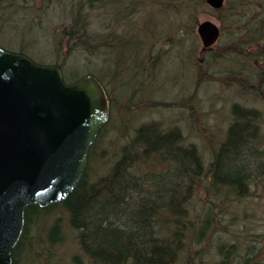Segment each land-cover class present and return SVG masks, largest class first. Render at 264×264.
Returning a JSON list of instances; mask_svg holds the SVG:
<instances>
[{"label": "trees", "instance_id": "16d2710c", "mask_svg": "<svg viewBox=\"0 0 264 264\" xmlns=\"http://www.w3.org/2000/svg\"><path fill=\"white\" fill-rule=\"evenodd\" d=\"M141 1L0 0V38L10 42L2 48L43 64L35 56L42 49L33 24L59 20L60 27L43 25L42 32L53 35L52 51L67 54L61 62H51L62 70L64 81L80 77L75 64L99 62L100 67L88 70L102 82L110 106L119 102L120 111L130 116L118 126L121 140L108 169L109 155L95 145L116 132L108 128L112 112L72 191L46 206L25 207L11 264L56 263L65 229L85 257L83 264H207L206 249L218 235V225L223 229L225 197L252 194L253 181L264 175V3L225 0L212 9L205 0ZM143 5L142 13L136 10ZM203 12L218 20L225 47L214 57L203 52L200 61L195 28ZM17 20L23 23L15 25ZM184 64L195 71L185 76ZM218 64L227 65L218 69ZM209 68L227 74L228 83L244 97L229 105L226 117L210 121L217 133L210 130V148L202 150L185 140L181 112H192L194 88ZM161 104L174 107L182 125L155 119L135 123L138 113ZM237 249L236 242H220L213 264H239ZM71 260L82 264L79 254Z\"/></svg>", "mask_w": 264, "mask_h": 264}, {"label": "water", "instance_id": "95a60500", "mask_svg": "<svg viewBox=\"0 0 264 264\" xmlns=\"http://www.w3.org/2000/svg\"><path fill=\"white\" fill-rule=\"evenodd\" d=\"M223 1L206 3L219 8ZM196 30L203 50L219 35L207 19ZM108 117L95 75L66 84L58 66L0 47V264H11L25 207L60 201L75 187Z\"/></svg>", "mask_w": 264, "mask_h": 264}, {"label": "rangeland", "instance_id": "374dc122", "mask_svg": "<svg viewBox=\"0 0 264 264\" xmlns=\"http://www.w3.org/2000/svg\"><path fill=\"white\" fill-rule=\"evenodd\" d=\"M264 3V0H261ZM141 3L145 4V0H142ZM144 5L141 7L136 8V10H139L141 13L144 10ZM199 14V20L204 19H212L215 23L218 24V20L212 16L209 13H198ZM58 22V23H57ZM122 24H128V20H120L119 21ZM15 25H18L16 23H21V21H14ZM23 23V21H22ZM21 23V24H22ZM26 23V22H25ZM51 23L58 24L60 27V22L58 21H52ZM51 23H38L33 24L34 31L36 32L34 35H38V39H34L40 49H42V52L39 55H35L36 57L42 58L44 62L42 63H51V62H61L62 58H66L67 54L65 55H58V53L55 51H52L54 48L52 44V34L45 35L43 34V25L51 26ZM20 24V25H21ZM120 25V24H119ZM129 25V24H128ZM131 29L133 28V25H130ZM6 28V27H5ZM113 30L116 31L117 23L115 26H113ZM103 29V28H102ZM3 33V32H2ZM2 37H7L8 34L3 33ZM224 32H222L221 37L219 41L212 47L211 50L207 53V56L213 54L212 56H217L219 53V48L225 47L224 45ZM6 40V39H5ZM9 39L6 41L2 40L0 38V44H3L4 46L9 47L10 44ZM65 45V43L63 44ZM198 45L200 47V41L198 39ZM251 50V49H250ZM255 50H258V48H255ZM31 51H38L36 48H32ZM198 55L199 60L202 61L203 54L199 53ZM252 56H257V52L251 53ZM35 57V58H36ZM264 55L262 56V58ZM37 60V59H36ZM94 64H90V66L93 68L100 67L102 64H99V62H93ZM251 64H256L253 61V58L251 59ZM78 69H75L74 73H81L78 76H81L86 73H95L91 72V70H88V67L85 63L83 64H75ZM223 66H226L227 64H222ZM220 64L217 65V68H223V66ZM170 67H173L174 64H170ZM67 68V67H66ZM65 68V69H66ZM91 68V69H92ZM213 69V67H211ZM212 69H208V76L201 80L194 88V92L196 94V98L194 101L196 104L192 105V112L189 110L182 111L181 114L186 118V121L182 123L180 122L181 117L179 116L180 113H177L174 109V107L170 106H163L161 105H152V107L145 111L138 113L136 116V122L140 123L142 121H150L151 119H155L162 122H167L171 124H175L179 121V123L182 125L183 134L185 135L186 141H194L197 145H199L202 150L206 148H210L209 144V135L211 131H214V133H217V129L213 130L210 126V121H214V117L216 119H223L228 115V107L229 105L234 101H242V93L240 91H236L235 86L230 81L228 83V79L226 76L227 74L223 73H213ZM67 69L66 71H68ZM184 74L185 76H188L191 74L190 70L195 71V67L189 64H184L183 66ZM66 73V72H65ZM264 89V81L261 82ZM187 92V91H185ZM190 92V91H189ZM187 92V94H189ZM253 95H250L249 97H252ZM155 99H159V97H156ZM255 100V99H254ZM188 106V105H187ZM111 107V106H110ZM122 105L119 102H115L113 104V108L111 107L110 112L111 113V120L110 124H108L109 129H116V132L109 133V136L104 135L102 139L96 143L95 147L98 149H104L105 154L109 155L108 163L106 165V169L110 166L113 158H111L112 153L114 152V148L116 147V144L120 143V136H119V129L121 127H118L122 121H128L130 119L129 115H126L122 113V110L120 111V108ZM164 108V109H159ZM135 121V120H134ZM194 122V124H193ZM220 127L223 126L219 124ZM130 129V127L128 128ZM211 130V131H210ZM131 133V132H129ZM114 143V147L112 145ZM95 151V149H94ZM204 153V158L207 159V152ZM104 166L100 165L98 168V171L102 169ZM264 177V175H262ZM261 176H258L253 181L252 185V194L246 196V197H240L238 199L233 198L232 194H228V196L225 197V204L226 208L225 213H223V229L217 227L218 232L216 233L214 239H212V242L210 245H208V249H206L207 253L204 255V258L207 262V264H213L215 259L217 258L216 252H217V245L220 242H236L238 244V253L235 255V259L239 261V264H252L253 257L256 255V261L253 262L255 264H264V181H262ZM65 225V224H64ZM66 233V242L63 243L62 246H59L58 248V255L59 258H57L56 263L54 264H74L71 260V257L74 254H79L82 257V264L85 261V257L82 255V253L79 250V247L77 243L75 242L74 237H72L70 231L68 229H65ZM204 253V252H203ZM203 255V254H202ZM184 264V263H181ZM185 264H193V263H185Z\"/></svg>", "mask_w": 264, "mask_h": 264}, {"label": "flooded vegetation", "instance_id": "af4514ba", "mask_svg": "<svg viewBox=\"0 0 264 264\" xmlns=\"http://www.w3.org/2000/svg\"><path fill=\"white\" fill-rule=\"evenodd\" d=\"M262 49V52H264V44L260 47V50Z\"/></svg>", "mask_w": 264, "mask_h": 264}]
</instances>
